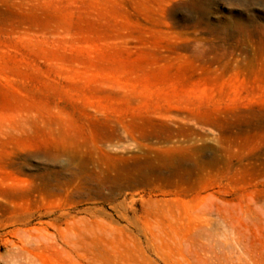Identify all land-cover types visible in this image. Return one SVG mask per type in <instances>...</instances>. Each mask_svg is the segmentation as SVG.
<instances>
[{
	"label": "rangeland",
	"instance_id": "1",
	"mask_svg": "<svg viewBox=\"0 0 264 264\" xmlns=\"http://www.w3.org/2000/svg\"><path fill=\"white\" fill-rule=\"evenodd\" d=\"M0 262L264 264V0H0Z\"/></svg>",
	"mask_w": 264,
	"mask_h": 264
},
{
	"label": "bare ground",
	"instance_id": "2",
	"mask_svg": "<svg viewBox=\"0 0 264 264\" xmlns=\"http://www.w3.org/2000/svg\"><path fill=\"white\" fill-rule=\"evenodd\" d=\"M170 160H172V158L170 157V159L169 158H167V161H170ZM174 161V160H173ZM176 161V160H175ZM171 163V162H170ZM175 163V162H174ZM165 164V163H164ZM146 165V164H145ZM166 165V164H165ZM166 166H168V165H166ZM147 167V166H146ZM171 167V166H170ZM138 168H140L139 166H138ZM142 169V168H141ZM140 169V170H141ZM141 173V172H140ZM143 175V174H142ZM141 181V180H140ZM140 183V182H139Z\"/></svg>",
	"mask_w": 264,
	"mask_h": 264
},
{
	"label": "clouds",
	"instance_id": "3",
	"mask_svg": "<svg viewBox=\"0 0 264 264\" xmlns=\"http://www.w3.org/2000/svg\"><path fill=\"white\" fill-rule=\"evenodd\" d=\"M0 264H2V262H0Z\"/></svg>",
	"mask_w": 264,
	"mask_h": 264
}]
</instances>
